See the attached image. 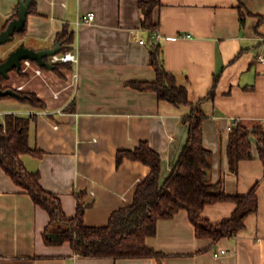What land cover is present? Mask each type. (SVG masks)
<instances>
[{
	"label": "crops",
	"instance_id": "1",
	"mask_svg": "<svg viewBox=\"0 0 264 264\" xmlns=\"http://www.w3.org/2000/svg\"><path fill=\"white\" fill-rule=\"evenodd\" d=\"M20 1L0 0V30L17 14ZM140 1L34 0L17 45L53 47L58 33L68 28L75 34L69 51L78 61L59 68L34 61L41 74L18 71L21 76L11 78L9 73L4 86L35 92L45 103L42 108L12 96L0 98V115L34 116L30 144L41 155L23 154L26 168L40 172L42 185L60 197L69 217L82 194L90 226L106 225L115 210L131 204L151 171L127 157L118 165V151L147 141L162 156L165 178L188 136L182 119L191 105H175L128 84L156 78ZM88 12L95 20L77 24ZM153 17L166 68L188 87L194 103L203 100V140L212 150L213 181L221 180L228 194L242 195L258 183V211L236 236L218 240L198 237L185 209L160 219L147 244L164 254L161 259L82 256L70 242H45L49 213L0 166V264H264V160L255 149L235 173L227 152L234 121L264 124V63L258 59L264 55V0H160ZM235 209L231 201L210 203L202 216L217 223ZM220 249L227 253L216 256Z\"/></svg>",
	"mask_w": 264,
	"mask_h": 264
},
{
	"label": "trees",
	"instance_id": "2",
	"mask_svg": "<svg viewBox=\"0 0 264 264\" xmlns=\"http://www.w3.org/2000/svg\"><path fill=\"white\" fill-rule=\"evenodd\" d=\"M31 1L30 10L34 11V0ZM159 3L160 0L140 1L142 26L151 32L150 62L155 68L156 78L130 81L128 84L141 91H154L160 100L175 105H191V112L182 119L188 126V136L178 160L165 178L162 156L147 141L141 142L133 150L118 151V165L127 157L149 165L151 171L137 186L133 202L115 210L106 225L90 226L85 223L88 204L84 202L82 194H78L76 214L69 217L60 197L42 185L40 172H31L26 168L23 154L41 155V151L30 144V125L34 116L7 113L0 120V166L23 191L31 195L36 205L49 213L50 221L44 231L47 244L70 242L77 254L88 257L161 259L164 254L147 244L148 237L156 234L160 219L172 218L185 209L196 227L198 237L218 240L236 236L245 228L247 217L258 211V183L247 194H228L223 182L213 181L211 177L212 150L204 145L203 140V123L207 118L201 107L203 100L194 103L190 99L188 87L179 83L176 75L166 68L162 46L153 35L158 28L153 13ZM260 21H264V17ZM26 28L27 23L24 31L18 34L25 33ZM74 38V31L68 28L58 33L57 39L62 43L61 53L72 48ZM3 60L0 58V62ZM61 63L65 62L55 63L56 68ZM5 78L0 75L1 84ZM16 90L21 94L17 98L20 101L39 108L45 106L35 92ZM213 95L214 90L209 97ZM3 97L10 96H0ZM255 149L264 160V124L234 121L229 131L227 148L231 170L238 173L240 162L251 159ZM222 201L236 204L231 217L213 223L202 216L207 204Z\"/></svg>",
	"mask_w": 264,
	"mask_h": 264
},
{
	"label": "water",
	"instance_id": "3",
	"mask_svg": "<svg viewBox=\"0 0 264 264\" xmlns=\"http://www.w3.org/2000/svg\"><path fill=\"white\" fill-rule=\"evenodd\" d=\"M31 0H21L17 16L14 17L8 25L0 30V46L14 40L17 33H22L25 29L27 17L29 14ZM62 50V43L57 41L53 47L35 49L27 46L21 42L13 50H11L7 57L0 62V75L8 78L12 70L20 71L23 60H32L37 62L41 67L54 68L55 65L47 58L51 55L60 53ZM20 97L21 94L12 87L3 88L0 83V96Z\"/></svg>",
	"mask_w": 264,
	"mask_h": 264
},
{
	"label": "built area",
	"instance_id": "4",
	"mask_svg": "<svg viewBox=\"0 0 264 264\" xmlns=\"http://www.w3.org/2000/svg\"><path fill=\"white\" fill-rule=\"evenodd\" d=\"M96 18L95 16V13L94 12H88L87 14H85L82 19H79L77 21V24L81 23L82 21L83 22H92L94 21ZM155 38H159L160 37V34L158 31H155ZM49 58V61L51 63H57V62H67V61H74V62H77L78 61V58L76 56L75 53H72L70 51L66 52V53H57L55 55H51L48 57ZM258 59L264 63V55L260 54L258 56ZM31 71L35 72L36 74H41L42 70L40 67H36L34 65V61L32 60H23L22 61V65H21V69H20V72L21 73H30ZM57 95V94H56ZM3 115V114H2ZM232 127V124L228 127V129L230 130ZM224 253H227V250L226 249H220L219 251H217L215 253L216 256L218 255H221V254H224Z\"/></svg>",
	"mask_w": 264,
	"mask_h": 264
},
{
	"label": "rangeland",
	"instance_id": "5",
	"mask_svg": "<svg viewBox=\"0 0 264 264\" xmlns=\"http://www.w3.org/2000/svg\"><path fill=\"white\" fill-rule=\"evenodd\" d=\"M19 36H21V35H19L18 33L15 35V38H14V40L13 41H11V42H8V43H6V44H3V45H1L0 46V58H3V59H5L6 57H7V55H8V53L11 51V50H13L16 46H18L17 45V39H18V37ZM24 42V41H23ZM27 74V73H26ZM20 77L21 75L19 74V72L17 71V70H12L11 72H10V77L11 78H15V77ZM6 79H8V78H5V80ZM4 80V81H5ZM2 82V84H3V86H4V84H6L5 82ZM4 87H7V86H4ZM4 119V115H0V120H3Z\"/></svg>",
	"mask_w": 264,
	"mask_h": 264
}]
</instances>
